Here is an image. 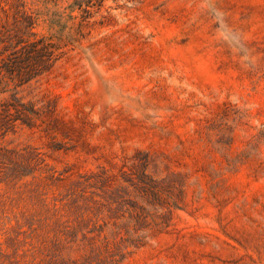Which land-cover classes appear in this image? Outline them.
Masks as SVG:
<instances>
[{"label":"rangeland","instance_id":"obj_1","mask_svg":"<svg viewBox=\"0 0 264 264\" xmlns=\"http://www.w3.org/2000/svg\"><path fill=\"white\" fill-rule=\"evenodd\" d=\"M31 8L66 54L13 90L38 114L0 146L55 178L0 183V264H264V0Z\"/></svg>","mask_w":264,"mask_h":264},{"label":"trees","instance_id":"obj_2","mask_svg":"<svg viewBox=\"0 0 264 264\" xmlns=\"http://www.w3.org/2000/svg\"><path fill=\"white\" fill-rule=\"evenodd\" d=\"M102 1L0 0V93L12 90L9 99L0 103V138L13 131L18 124L32 126L34 116L38 114L31 103L23 102L13 90L51 72L66 54V44L60 37L35 32L37 13L32 10L31 4H41L47 10L52 8L54 14L59 12L57 10H68V17L72 19L75 18L72 12L77 10L80 18L78 25H82L98 12ZM64 2L68 4L64 5ZM46 167L44 158L33 147L14 149L0 146V183L5 179H21L36 171L46 172V179H54V174ZM135 188L150 203L162 199L157 183L143 172ZM143 210L140 207L141 213L134 216L139 226L145 218ZM104 245L108 246V242Z\"/></svg>","mask_w":264,"mask_h":264}]
</instances>
